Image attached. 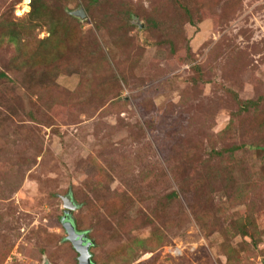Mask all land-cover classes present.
<instances>
[{"label":"rangeland","instance_id":"obj_1","mask_svg":"<svg viewBox=\"0 0 264 264\" xmlns=\"http://www.w3.org/2000/svg\"><path fill=\"white\" fill-rule=\"evenodd\" d=\"M41 1L67 41L0 0V264H78L65 195L94 264H264V0Z\"/></svg>","mask_w":264,"mask_h":264},{"label":"water","instance_id":"obj_2","mask_svg":"<svg viewBox=\"0 0 264 264\" xmlns=\"http://www.w3.org/2000/svg\"><path fill=\"white\" fill-rule=\"evenodd\" d=\"M71 14L73 16L79 17L80 19L86 18L83 9L72 11ZM61 198L63 200L66 212H68L62 220V225L67 234L66 240L72 244L73 248L77 252L78 264H94L92 260V253L90 251V248L93 245L92 241L87 238L85 232L77 231L72 220L70 217H68L70 212L76 210L77 207L70 195L61 196Z\"/></svg>","mask_w":264,"mask_h":264},{"label":"trees","instance_id":"obj_3","mask_svg":"<svg viewBox=\"0 0 264 264\" xmlns=\"http://www.w3.org/2000/svg\"><path fill=\"white\" fill-rule=\"evenodd\" d=\"M186 13L188 14V11L185 10ZM45 12H46V8L45 5L43 4V2L41 0H31V10L29 11V16L32 20L36 21L37 24L39 26L41 25H47L48 26V32H49V37H54V39L60 40V41H67V36H68V31L66 34V30H64L63 32H65L63 34L64 39H59L58 38V30L55 29L56 23L54 21H50L47 18H45ZM190 20V19H189ZM9 39L13 44H18V42L20 41L19 35H17L14 32L9 33ZM0 77L1 78H6V75L4 73H0ZM251 103V102H250ZM249 101L247 102V104H250Z\"/></svg>","mask_w":264,"mask_h":264},{"label":"bare ground","instance_id":"obj_4","mask_svg":"<svg viewBox=\"0 0 264 264\" xmlns=\"http://www.w3.org/2000/svg\"><path fill=\"white\" fill-rule=\"evenodd\" d=\"M26 2H28V0H26Z\"/></svg>","mask_w":264,"mask_h":264}]
</instances>
